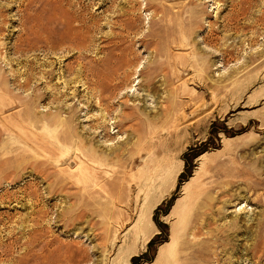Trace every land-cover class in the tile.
Instances as JSON below:
<instances>
[{"label":"rangeland","instance_id":"rangeland-1","mask_svg":"<svg viewBox=\"0 0 264 264\" xmlns=\"http://www.w3.org/2000/svg\"><path fill=\"white\" fill-rule=\"evenodd\" d=\"M1 79L0 264H264V0H0Z\"/></svg>","mask_w":264,"mask_h":264},{"label":"bare ground","instance_id":"bare-ground-1","mask_svg":"<svg viewBox=\"0 0 264 264\" xmlns=\"http://www.w3.org/2000/svg\"><path fill=\"white\" fill-rule=\"evenodd\" d=\"M49 34V33H48ZM52 35V34H51ZM50 35V36H51ZM48 36L49 35H47V37H45V39L46 38H48ZM40 37V36H39ZM61 37V36H60ZM53 38V37H52ZM55 38V37H54ZM50 39V38H49ZM58 39H60V38H58ZM204 39V38H203ZM46 41H48V44H49V42H51V40L49 41V40H46ZM53 43V42H52ZM47 44V43H46ZM52 47V46H51ZM52 49H54V48H52ZM32 69V68H31ZM13 77H14V75H13ZM15 78V77H14ZM29 78V77H28ZM27 78V79H28ZM252 79H254V77H251V78H249V80L248 81H250V80H252ZM7 81L5 80V79H1L0 80V94L2 95L3 94V92L5 91V92H7V90H6V83ZM15 82H16V86L19 88V89H26L27 88V86L29 85V80H26V79H24L23 81H18L17 80V77H16V80H15ZM14 83V82H13ZM9 84V83H8ZM7 84V85H8ZM203 86H206V84L205 83H203ZM6 87V88H5ZM9 88V87H8ZM7 88V89H8ZM18 89V90H19ZM206 90V89H205ZM9 92V91H8ZM12 92V91H11ZM16 96V95H15ZM14 96V97H15ZM1 98V97H0ZM3 99H5V98H3ZM23 99V98H22ZM26 100H21V101H18L19 102V104H20V106L21 105H23L24 103H26L27 105H28V102L29 103H31V99L30 100H28V102H25ZM29 106V105H28ZM25 107H27V106H25ZM16 108H17V106H15L13 103H10V104H7V105H2L1 106V108H0V114H3V113H5V112H7V111H12V110H16ZM29 109V108H28ZM30 110V109H29ZM199 113V112H198ZM19 114H21V113H19ZM196 114V113H195ZM26 115V114H25ZM33 113L31 114L30 113V111H28V113H27V118L28 119H32L33 118ZM198 116V115H197ZM36 118V117H35ZM37 122V121H36ZM38 123V122H37ZM53 125V122H50L46 127H51ZM33 136H35L34 138H35V141L33 142V144H35V146H37V147H39L40 149H43V151L45 152H50V151H53L55 148H62V145L60 144V140H62L61 138L62 137H60V138H58L57 139V141H54V139H53V137H50L49 135H48V133H44V134H41V133H36V134H34ZM47 138H49V139H47ZM54 142H53V141ZM55 145H56V147H55ZM67 148H69V147H67ZM78 148V147H77ZM81 152V151H80ZM63 153V152H62ZM82 153V152H81ZM48 154V153H47ZM65 155V154H64ZM64 155H63V157H62V159H64L65 160V158H64ZM80 155V154H79ZM82 156V155H81ZM84 156V155H83ZM100 156H99V154H98V150L97 149H94V147H90V149H88V154H87V158L92 162V163H94L95 165H98L99 167L100 166H103V165H105L106 164V161L103 159V158H101V159H103L102 161H99V158ZM74 159V161H76L75 160V158H73ZM68 160V159H67ZM67 160H65V161H67ZM78 160V159H77ZM81 161V163L80 164H82V160H80L79 159V162ZM78 162V161H77ZM86 162V161H85ZM86 164V163H85ZM86 168V167H85ZM81 169H82V167H81ZM209 169H213V167H210ZM84 171V170H83ZM80 172V171H79ZM87 173H89V172H87ZM209 173H211V172H209ZM240 173H241V175H244V171L242 170V171H240ZM46 174V173H45ZM205 175H201V177H200V179L201 178H203ZM223 176V175H222ZM84 177V176H83ZM82 177V178H83ZM85 178V177H84ZM200 179H198V181H196V186H197V190L195 191V195L197 196V198L202 202L203 201V199H202V196L203 195H207V191H208V189H209V187H206V185L205 184H202L203 183V181L202 182H200L199 180ZM219 179H220V177H217V180L216 181H211L210 182V185H211V188L212 187H215V186H219V184H224V183H231V181H229V180H227V179H223L222 181H219ZM199 182H200V184H199ZM185 191L187 192V195H190V194H192L193 192H194V187H192V191L190 192V190H189V188H185ZM224 193V192H223ZM222 195H224L225 196V194H222ZM194 199V200H193ZM193 199H191L189 202H184V203H181V204H179L178 205V209H177V215L179 216V226H178V230L177 231H174L173 232V240L175 241V239H178L180 236L182 237L183 236V233L185 232V228H186V226H187V222H188V215L190 214V209L189 210H187V208L188 207H190L192 204H193V202L195 201V198H193ZM226 201V200H225ZM205 202V200L202 202V203H200V205H199V208L201 209V208H204L203 207V205L205 204L204 203ZM185 205L187 206L186 207V210H185ZM197 229H198V232H200V230H201V228L200 227H197ZM143 231V230H142ZM144 232V231H143ZM144 239H143V241H146L147 239H148V236L145 234L144 235V237H143ZM200 244H201V247H202V250H204V252L202 253V254H204V255H207V253L209 252V248L208 247H206V246H204V241L203 240H201L200 241ZM172 248H173V245H170V246H166V247H164V248H162L161 250H160V253H159V256H158V259H157V263L156 264H173V259H174V257H175V255H174V251H172ZM126 252V251H125ZM212 253V252H211Z\"/></svg>","mask_w":264,"mask_h":264}]
</instances>
